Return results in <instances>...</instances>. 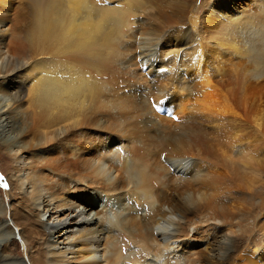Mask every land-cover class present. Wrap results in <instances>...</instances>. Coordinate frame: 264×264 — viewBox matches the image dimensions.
<instances>
[{"label":"bare ground","instance_id":"1","mask_svg":"<svg viewBox=\"0 0 264 264\" xmlns=\"http://www.w3.org/2000/svg\"><path fill=\"white\" fill-rule=\"evenodd\" d=\"M104 1L0 0V264H264V0Z\"/></svg>","mask_w":264,"mask_h":264},{"label":"rangeland","instance_id":"2","mask_svg":"<svg viewBox=\"0 0 264 264\" xmlns=\"http://www.w3.org/2000/svg\"><path fill=\"white\" fill-rule=\"evenodd\" d=\"M113 1V2H112ZM117 1V2H116ZM123 0H121V1H119V0H115V2H114V0H110V2L112 3V4H110V2L108 3L107 1H104V3L106 4V5H108V6H116L117 5V3L118 4H120V5H124L125 4V0L122 2ZM153 2H154V0H152ZM152 1L150 2V1H147V0H141V2H140V0H139V2H138V0H134V2H133V4H132V6L134 5V12H135V9H138V11H136V12H141L140 13V17H139V20L141 21V28H143L144 27V23L142 22V20H144L145 19V11L143 12V10H145V9H152L153 8V10H151L150 12H152V11H154L156 8V5L153 7V5H154V3H152ZM135 2H137V3H139L138 5H135ZM238 2L239 3H241V5H243V1H241V0H238ZM237 2V4H239ZM147 3V4H146ZM248 3V2H247ZM114 4V5H113ZM143 4V5H142ZM198 4H199V0H198ZM197 4V5H198ZM142 5V6H141ZM148 5V6H147ZM17 6H19V4H16L15 5V7H17ZM146 6H147V8H146ZM232 6V5H231ZM124 8H125V5L123 6ZM145 7V9H143ZM143 9V10H142ZM158 10V9H157ZM139 13L137 14V15H139ZM149 12H147L146 14H148ZM143 23V24H142ZM11 25V23H8L6 26H5V29L6 28H8L9 26ZM143 26V27H142ZM183 29H184V27H183ZM182 32V31H181ZM137 52V54H139L138 52L139 51H141V49H138V50H136ZM172 55H169V56H164L163 58H166V59H168V58H170ZM2 59V60H1ZM1 59H0V63H1V61H3V64L7 61L6 59H8V57H7V55H4V57L2 56L1 57ZM156 65V64H155ZM224 67V66H223ZM155 69H157L156 67H155ZM224 69L226 70L227 68L226 67H224ZM170 72V71H169ZM168 71H166L164 74L163 73H161V75L163 74V75H165V74H167V73H169ZM173 72H175L174 71V69H173ZM227 72V74H229V72H228V70L226 71ZM160 73V72H159ZM192 74V73H191ZM216 76V79H218L219 80V75L218 74H216L215 75ZM221 77V76H220ZM106 78L107 77H103V80H106ZM120 87V89L121 88H123L122 87V85H120L119 86ZM167 93H171L170 91H166ZM26 93H27V90L25 91V95H26ZM125 93H127V90H125ZM1 97H2V95L0 94V99H1ZM151 102V101H150ZM151 104V103H150ZM2 105V102H0V106ZM152 107V106H151ZM153 110V109H152ZM155 111V110H154ZM179 119H187V115L186 114H184V115H182V116H178V121L177 122H174L173 120V122L174 123H180L179 122ZM125 145V144H124ZM45 149V148H44ZM44 149H39L38 151H40L39 152V155H44V152H43V150ZM123 150V149H122ZM121 150V151H122ZM117 152H118V150H117ZM123 152V151H122ZM165 157H166V153H165ZM162 158H163V155H162ZM117 163H118V161H117ZM10 161L6 158V156L1 152V150H0V204L1 205H3L7 210L9 209V207H10V199H9V194H8V192H7V190H8V188H7V184L5 183V182H7V180H6V175H5V173H4V170H7V169H10ZM3 169V170H2ZM174 169V168H173ZM172 172V171H171ZM260 177V183L263 185V187H261V188H263L264 189V169H263V171H262V173H261V175L259 176ZM8 183V182H7ZM9 184V183H8ZM6 185V186H5ZM250 194V193H249ZM248 193H247V195H249ZM252 196H254V194H252ZM260 202V200L258 199V198H256V203H259ZM77 211V210H76ZM48 218V213L43 217V221H45L46 219ZM176 218V215H167V218H166V222L168 221L169 222V220L170 219H175ZM6 221H7V223H9V225L10 226H12V223L9 221V218L7 217L6 218ZM164 226H168V228H170L171 226H169V225H166L167 223L165 222V223H163L162 221H160ZM171 229V228H170ZM169 229V230H170ZM14 230H15V228H14ZM74 230V232H75V230H77L76 228L75 229H73ZM155 232H157V231H155ZM78 239V240H77ZM20 239L17 237L16 239H15V242H16V245H17V250L16 251H14L13 252V254H11L10 253V250H9V254H11L14 258H16V259H19V260H22L24 263H26V264H29V262H28V259H27V257H26V255H25V246L22 244V242H21V240L19 241ZM76 240V241H75ZM74 240V242H71V243H69V244H67V246L68 247H65V249H64V247H61V246H63V245H61V246H58L59 247V251L60 252H62L63 254H65V255H63V257H65V259L66 258H68V260H66L67 262V264H87V262H85V261H81L80 259H77V257H76V255H77V253H78V249L79 250H82V248H79V245L78 244H81V243H78V242H80L81 240H79V234L78 233H76V239ZM74 243V244H73ZM77 244V245H76ZM100 244V243H99ZM72 246V247H71ZM76 246V247H75ZM100 248H102V243H101V247H99V249ZM64 249V250H63ZM74 249V250H73ZM71 250V251H70ZM58 251V252H59ZM64 251V252H63ZM59 252V253H60ZM75 254V255H74ZM60 255H62L61 253H60ZM73 257H75V258H73ZM73 258V259H72ZM77 259V260H76ZM69 261H70V263H69ZM56 264H62V263H56Z\"/></svg>","mask_w":264,"mask_h":264},{"label":"snow or ice","instance_id":"3","mask_svg":"<svg viewBox=\"0 0 264 264\" xmlns=\"http://www.w3.org/2000/svg\"><path fill=\"white\" fill-rule=\"evenodd\" d=\"M6 186V185H5Z\"/></svg>","mask_w":264,"mask_h":264}]
</instances>
